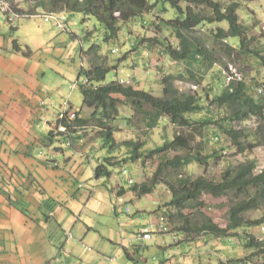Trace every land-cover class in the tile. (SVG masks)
Segmentation results:
<instances>
[{"label":"rangeland","instance_id":"obj_1","mask_svg":"<svg viewBox=\"0 0 264 264\" xmlns=\"http://www.w3.org/2000/svg\"><path fill=\"white\" fill-rule=\"evenodd\" d=\"M14 1L17 7L24 12L30 9L35 10L37 14L44 12V10L36 8L37 0ZM214 1H218L224 6L232 2L231 0ZM238 1L237 12L240 23L249 27V36L253 38L248 47L256 50L262 49L264 47V0ZM7 6L9 7V4ZM184 6L186 4L182 5V7ZM8 7L0 8V33L4 36L8 33L11 37L10 42H12V36L17 32L21 37L15 36V39L17 37L21 45L23 43L36 44L33 50L35 59L33 56L30 58V55H25L26 64L36 62L40 65H36V77L31 80L29 85V79L24 76L26 68L21 62L14 58H6V64L1 63L0 70L2 69L4 75L8 74L12 89H15L17 85L21 88L25 86L21 90L25 88L27 91L29 90V93L22 92L27 96L31 91V97H33L31 101L35 102L33 105L37 107V112L31 123L27 125L18 123L17 120L10 121L8 125L3 124L4 129L9 131L10 142L9 147L5 146V149L8 148V150L7 152L3 151L0 160H3V164H9V166L7 165L10 167L9 169L13 167L18 173L20 172L27 185L33 184L41 189L42 193L40 191L36 197L33 195L35 200L29 201L30 206L26 205L28 210L31 209L35 214L39 213L43 217L45 213L41 209L49 211L43 207L41 199L43 201L55 199L58 203L54 205L53 209L55 207L65 209L70 215V225L67 228H60L53 217L48 221L53 229L50 231H56L51 236L50 260L43 261L42 264H245L246 261L252 264H264L262 249L244 245L246 243L244 240L249 236L258 242L264 240V230L261 226L230 231L226 237L220 239H212L205 235L206 240H210L205 245L202 244L204 233L192 234L190 232L189 234L173 230L177 223L175 224L165 214V211L169 209L165 205L171 197L168 188L161 183L150 194L137 196L131 189L132 186L128 184L129 177L138 183L148 181L159 165L158 156L146 158L143 160L144 162L141 157L136 161H131L129 159L130 148L124 145L126 141L141 144L139 152L146 154V150L155 149L164 141L171 140L175 136H182L187 139L190 148L197 147L202 157L200 164L193 163L181 170L182 175L193 178L204 176L209 180L218 181L227 166L238 165L246 159L256 160L255 172L258 173L264 170V147L256 146L251 150L241 152L233 146V143L223 132L224 128L231 125L235 129L252 131L257 124L255 118L247 122L240 121L231 124L218 121L222 124V129L215 124H209L207 127L196 124L191 128H184L167 120L154 130H148L144 118L135 108L119 104V117L110 124L113 129V148L109 149L104 146L103 139V132L107 128L94 124L91 119L88 120L93 110L84 106L79 87H71L77 79L80 68H88L87 55H81V50L86 51L91 45L90 37H85L87 33H91L90 35L96 42L99 41L98 53L99 56H102L104 65L113 67L106 75L105 83L123 79L126 84L133 83V86L154 96H161V79L168 75H179L184 71L185 65L183 62L169 59L162 52V45H176L177 39L172 30L160 22L163 17L160 9L156 6L145 15L147 20L145 24H142V19L138 18L123 25L119 33L120 37H117L115 42L108 44L102 41L104 30L95 18L86 17V20H83L85 17L74 14L68 18L67 32L62 33V29L59 28L51 31L53 39L48 45V43H40V40L46 39L41 35L42 29L50 31L48 28L41 27L46 22L42 19L39 22L31 19L38 17L35 15L24 14L23 16L13 13L15 17H13V21L15 20V24L20 28L14 30L12 22L8 20L6 14L2 13L7 11ZM197 10L210 15L205 8ZM19 18L23 19L18 20ZM218 26L227 28L225 22L220 24L203 23L195 29L193 34L209 47L210 39L215 35ZM54 27L57 28L55 23ZM71 33L75 34V37ZM62 37L65 38V41H61ZM128 40L134 42L141 40L140 50H132L125 58L118 61L122 55L118 49L120 50L124 44L127 45ZM227 41L232 43L233 40L227 39L225 42ZM13 50H15L14 46L12 49V43H10V49H7V52ZM222 61L227 65V69L217 65L214 67H219L223 73L226 71V76L231 73L237 79L241 78L246 82H251L255 86L253 87L254 95H263L259 94L257 90L258 87H262L264 91V65L258 59L254 57L246 59L240 56L239 59L222 58ZM229 68L232 69L229 70ZM211 76L214 77L213 72H209L206 80H199L197 86L178 78L175 80V86L181 91L197 89L201 92L211 83ZM186 77L192 78L190 75H186ZM125 80H128V83ZM8 85V83L5 84V86ZM12 89L10 94L14 91ZM8 96L9 93H5L4 105L9 100ZM114 96L122 98L119 94ZM26 100H28L27 97ZM40 101H43L44 105L40 104ZM65 102L69 103L68 109L75 112V118L67 120L71 126L66 129L62 127L61 122L59 123V120L62 119L60 112L63 110ZM144 107L149 108L148 105H144ZM5 110L7 111V108ZM21 110L23 111V105ZM213 114L219 118V109L214 108ZM202 116L197 114L192 118L205 119ZM77 119L80 120L77 121ZM21 145H25V152ZM60 148L64 152L71 151L73 154H75L74 151H78L79 154H76L75 162L67 166L63 154L52 157L53 152ZM180 153H182L180 150H172L168 151L166 155L172 158ZM107 158L109 159L106 160ZM49 159L55 161L48 162ZM122 159L126 161L121 162ZM98 160L106 167L109 175H101L95 184L93 170L99 166ZM26 161L31 163L29 169L25 165ZM53 163H57V165L52 166ZM124 169H127L129 173L124 174ZM11 172L12 170H8V174ZM0 180H3L2 177ZM113 188L125 189L126 195L122 197L123 202H118L113 196ZM94 190L105 192L99 199L102 203H97L98 196L91 195ZM38 196L40 199L37 198ZM201 197L204 204L197 208H186L183 211L184 215L190 218L192 224H196L201 221L202 214H204L219 227L225 228L228 223V202L231 196L224 195L215 198L209 194H202ZM92 198L93 200H91ZM24 200L27 201V198L25 197ZM88 202L89 205L86 207ZM116 208H119L118 212H116ZM169 210L176 213L174 208ZM262 210H264V203L261 204L259 210L247 213L246 217L251 220L258 219ZM82 212L85 214L78 226H89L85 230L86 235L85 233L78 234L79 227H76L73 232V225L78 221ZM152 224V228L155 230L152 239L145 241L139 238V232L144 227L148 226L147 228H149ZM161 225L165 229H161ZM112 229L116 230L120 239L116 244L111 242L112 238L108 233ZM64 231H66L65 234ZM67 233L72 236H68ZM39 234L41 238L44 237L42 232ZM121 244L125 247L128 244L129 247L126 250L121 247ZM117 250L120 251L119 254ZM99 260L102 261L99 263Z\"/></svg>","mask_w":264,"mask_h":264},{"label":"trees","instance_id":"obj_2","mask_svg":"<svg viewBox=\"0 0 264 264\" xmlns=\"http://www.w3.org/2000/svg\"><path fill=\"white\" fill-rule=\"evenodd\" d=\"M3 1L9 4V9L5 11V14L12 19H14L13 13L37 14L32 9L24 12L17 7L14 0ZM231 1L229 5L224 6L214 0H37L35 5L44 12L64 13L67 19L62 30L68 28V18L74 14L82 15L85 17L83 20H86V17L95 18L104 30L102 41L105 44L113 43L117 37H120L119 33L123 25L138 18L142 19V24L147 23L145 15L157 6L163 15L160 22L170 28L177 39L176 45H162V52L171 60L183 62L185 69L179 75L164 76L161 79L162 95L154 96L133 86V83H120L118 79L105 83L106 75L113 67L104 65V60L98 53L99 41L96 42L90 35L91 33L86 34L85 37L91 39V45L86 51L81 50V55H87L88 68H80L72 86L79 87L84 106L93 110L88 120L91 119L94 124L107 128L103 132L104 146L109 149L113 148V129L110 124L119 117V104H123L135 108L142 115L148 130H154L167 120L184 128H191L196 124L206 127L209 124H215L222 129V124L218 121L231 124L232 122H247L255 118L257 124L252 131L235 129L232 125L223 130L233 146L245 152L256 146L264 147V93L255 96L256 94L253 93L255 86L241 78L233 77L227 81L226 71L223 73L222 69L214 66L227 69L222 58L239 59L240 56L246 59L254 57L264 65V47L257 50L248 47L253 39L249 36L250 29L240 23L237 12L239 1ZM183 4L186 6L182 7ZM198 8L207 9L210 15L203 14L197 10ZM223 22L226 23L227 28L217 27L215 35L210 39L209 47L193 34L195 29L203 23L220 24ZM227 39H232V43L225 42ZM128 41L127 45L124 44L120 50L118 49L122 52V57L120 56L118 61L125 58L130 51L140 50L141 40ZM209 72H213L214 77L211 76V83L201 92L197 89L181 91L175 86V80L178 78L197 86L199 80H206ZM85 78L88 80L87 84L83 83ZM115 94L121 95L122 98L115 97ZM144 105H148L149 108H145ZM214 108L219 109V118L213 114ZM197 114L203 115L205 119L192 118ZM59 123L64 129L71 126L66 118L60 119ZM124 145L130 148L129 159L131 161H136L141 157L144 162L146 158L158 156L159 165L148 181L138 183L129 177L132 183L128 180V184L139 196L150 194L161 183L168 188L171 197L165 206L169 209L174 208L176 213L168 209L165 214L175 224L177 223L173 230L189 234L190 232L192 234L204 233L202 244L205 245L210 241L206 240L205 235L212 239H220L226 237L230 231H238L244 227H264V210L258 219L251 220L246 217L247 213L259 210L261 204L264 203V170L255 172V159H246L238 165L227 166L220 175V179L213 181L204 176L193 178L180 173L188 165L202 162L197 147L190 148L185 137L175 136L155 149L146 150V154L139 152L141 144L126 141ZM172 150H180L182 153L170 158L166 153ZM125 161L121 160V162ZM123 173L128 174L129 172L124 169ZM94 174L95 176L109 175V172L103 164H99L94 169ZM123 191L122 188L119 194ZM202 194H209L215 198L224 195L231 196L228 202V223L225 228L219 227L204 214H202L201 221L196 224H192L190 218L184 215L183 211L186 208H197L204 204L201 199ZM11 195L13 194L8 192L9 198ZM55 203V199L41 203L49 211L48 213L43 211L44 220L47 222L53 216ZM52 235H49V239ZM244 242H246L245 246L259 248L264 252V240L258 242L249 236Z\"/></svg>","mask_w":264,"mask_h":264},{"label":"crops","instance_id":"obj_3","mask_svg":"<svg viewBox=\"0 0 264 264\" xmlns=\"http://www.w3.org/2000/svg\"><path fill=\"white\" fill-rule=\"evenodd\" d=\"M2 13L5 14V12ZM43 13H48V12H43ZM6 16L8 20H10L13 23L12 28H14V30L16 29L19 30L20 28H18L17 25L14 24L15 20L13 21V19L9 17L7 14ZM21 19L23 18H19L18 20ZM31 19H35L38 22L40 19H42L44 22H46L43 23L44 25H41V27L48 28V30L50 31H45L44 29H42L41 35H43L46 39L40 40V43L41 44L48 43L49 45V42L52 41L53 39L51 31L53 32V30H57L59 27L55 28L53 21H45L41 17H32ZM48 23L50 24L47 25ZM67 25L69 28L68 23ZM68 28L66 30H61V32L62 33L67 32ZM24 33L26 34L25 31ZM24 33L22 37L24 36ZM71 35L75 37V34L71 33ZM15 36L21 37V35H18V33L16 32V34L12 36L13 41L10 42L11 37L9 36L8 33L6 36L0 33V67H1V63L6 64L5 61L6 58L8 59L14 58L18 60L26 68L24 76H26L25 78L29 79L30 81L29 85H30L31 80L34 79L37 74L36 65L37 64L40 65V63L30 62L26 64L27 59L25 55L28 56L30 55V58L33 56V59H35L33 50L36 47V44L28 45L27 43L26 44L23 43V45H21L17 37L15 39ZM60 39L61 41H65V38L63 37ZM10 43H12V49L13 46L15 49L9 52L11 54H14L12 56L7 52V49H10ZM21 56H23L24 58ZM8 77H9L8 74L4 75L1 69L0 70V134L2 137L0 136V157L2 156L3 151L7 152L8 148L5 149V146L7 145V147H9V142H10L9 131L4 129L5 127L3 126V124L5 123L6 125H8L10 124V121L17 120L18 123H24L27 125L31 123V121L34 119L33 118L34 114L37 112L36 111L37 107L33 105L35 102L31 101V98H33L31 97V91L28 97L22 92L29 93V90L27 91L26 88L21 90L25 86L21 88V86L17 85L15 89H12L10 86L11 81L9 80ZM7 83L9 85L5 86V84ZM71 87L74 88L73 86ZM11 89L14 90L12 94H10ZM5 93H9L8 96L9 100H7V103L4 105L3 101H5L4 100ZM26 97L28 98V100L25 101ZM33 100L35 101V99ZM21 104L23 105V111L21 110L22 108ZM40 104L44 105L43 101L42 102L40 101ZM5 108H7V111L5 110ZM11 143H13V140H11ZM21 146L23 147V152H25L26 150V148H24L25 145H21ZM60 149L54 151L52 157H57L58 154H63L65 165L67 166L75 162L76 160L75 158L77 156L76 154H79L78 151H74L75 154H73L71 151L64 152L62 148ZM54 161H51V159L48 160V162H54ZM101 163L102 162L98 160V164ZM7 165L9 166V164H3V160H0V178L2 177L3 179L2 181L0 180V264H42L43 261L48 262L50 260V255H51L50 253L51 239H49V235L53 234L54 231L56 230L52 231L53 229L51 228V224L48 223L46 220H44V216L41 217L39 213L35 214L33 210L31 209L28 210L27 209L28 207L26 206L29 205L31 201L35 200V197L37 196L38 193H40L41 189H39V187L33 184L31 186L27 185V182L23 181L20 172L18 173V171L13 167L12 169H9L10 167H8ZM25 165L29 169L31 163L26 161ZM54 165H57V163L52 164V166ZM8 170H12L11 174H8ZM93 175L95 176L94 170H93ZM99 177L101 176H95V181H96L95 184H97V180ZM28 183L31 184L30 182ZM112 191H113V196L116 197L117 201L120 203L123 202L124 199L122 197L126 195L125 189L122 192V194H119V191H122V189L117 190L116 188H113ZM8 192L13 194L11 195L10 198L7 196ZM102 194L104 195L105 192L104 191L99 192L97 190H94L92 191L91 195H94L93 197L98 196L97 203H102L101 200H99L101 199ZM25 197L27 198V201L24 200ZM37 198L40 199V196H38ZM91 200H93V198ZM41 202L43 203L44 201L41 199ZM89 202L88 204H86V207H88ZM57 203L58 202H56L55 204ZM118 209L119 208L115 209L116 212H118ZM41 210L47 212L43 208ZM81 214L82 215H80L78 221L77 222L75 221L76 223L73 225L74 226L73 232L75 231L76 227H79V232H78L79 235L85 233L86 232L85 230H87L89 227L87 225H85V227L83 225L78 226L80 220L82 221L83 219V214L85 213L82 212ZM73 215L75 216V214ZM52 217L56 219L57 224L60 226V228L69 227L70 215L67 210L58 209L55 207ZM37 229L38 232H36ZM50 229L52 230L50 231ZM40 232L43 233L44 237L43 236L42 238L40 237L39 234ZM65 233L66 231H64V234ZM108 233L112 238L111 239L112 243L116 244V242L120 241L116 230L112 229L110 230V232L108 231ZM67 234L68 236L71 235L69 233ZM128 244L130 243L128 242ZM128 244L126 247L121 244V247L127 250V248L129 247ZM117 252L118 254L120 253V251L118 250ZM101 261L102 260H99V263Z\"/></svg>","mask_w":264,"mask_h":264},{"label":"built area","instance_id":"obj_4","mask_svg":"<svg viewBox=\"0 0 264 264\" xmlns=\"http://www.w3.org/2000/svg\"><path fill=\"white\" fill-rule=\"evenodd\" d=\"M7 3L4 2L3 0H0V8L1 9H4V8H7ZM9 9V7H8ZM38 17H41L43 18L45 21H53L57 27L59 28H64L65 26V20L67 19L66 15L64 13H41V14H36ZM13 17H14V14H13ZM15 18V17H14ZM119 82L120 83H124V80L123 79H119ZM125 82L128 83V80H125ZM83 83L84 84H87L88 83V80L87 78H85L83 80ZM258 92L259 93H262V88H259L258 89ZM68 104L67 102L64 103L63 105V110L60 112V117L62 119L66 118L67 120H71V119H74L75 118V112L73 110H69L68 109ZM125 172V171H124ZM129 183H132V179H129ZM150 228H143L139 234H138V237L143 239V240H151L152 237H153V228L152 226H149ZM161 229H165V227H163L161 225Z\"/></svg>","mask_w":264,"mask_h":264},{"label":"clouds","instance_id":"obj_5","mask_svg":"<svg viewBox=\"0 0 264 264\" xmlns=\"http://www.w3.org/2000/svg\"><path fill=\"white\" fill-rule=\"evenodd\" d=\"M232 69V68H231ZM230 68H229V70H231ZM227 74V73H226ZM236 74V73H235ZM234 77V74H228L227 75V81L228 80H230V78H233ZM235 78V77H234ZM259 89V88H258ZM257 89V90H258ZM259 93V92H258ZM264 93V91L262 92V93H259V94H263ZM150 226H152L153 227V224L152 225H150ZM262 228V230H264V227H261ZM154 232H155V230H153V234H154ZM154 236V235H153ZM145 241H149V240H145ZM247 264H252L251 262H247Z\"/></svg>","mask_w":264,"mask_h":264},{"label":"bare ground","instance_id":"obj_6","mask_svg":"<svg viewBox=\"0 0 264 264\" xmlns=\"http://www.w3.org/2000/svg\"><path fill=\"white\" fill-rule=\"evenodd\" d=\"M36 1V0H35ZM39 1V0H38ZM36 3H37V1H36ZM12 10V9H11ZM16 14V13H15ZM24 16V15H23ZM13 24V23H12ZM15 24V23H14ZM16 25V24H15ZM16 27V26H15ZM134 184V183H133ZM148 227V226H147ZM145 228V227H144ZM150 228V227H149ZM71 233V232H70ZM71 236H72V234H71Z\"/></svg>","mask_w":264,"mask_h":264}]
</instances>
